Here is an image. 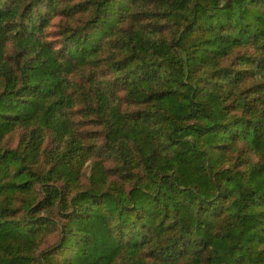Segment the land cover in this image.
Wrapping results in <instances>:
<instances>
[{"label": "trees", "instance_id": "1", "mask_svg": "<svg viewBox=\"0 0 264 264\" xmlns=\"http://www.w3.org/2000/svg\"><path fill=\"white\" fill-rule=\"evenodd\" d=\"M0 264H264V0H0Z\"/></svg>", "mask_w": 264, "mask_h": 264}, {"label": "rangeland", "instance_id": "2", "mask_svg": "<svg viewBox=\"0 0 264 264\" xmlns=\"http://www.w3.org/2000/svg\"><path fill=\"white\" fill-rule=\"evenodd\" d=\"M90 128V127H89Z\"/></svg>", "mask_w": 264, "mask_h": 264}]
</instances>
